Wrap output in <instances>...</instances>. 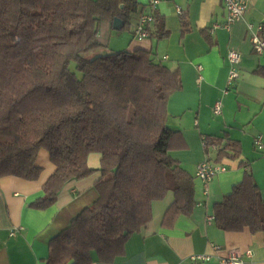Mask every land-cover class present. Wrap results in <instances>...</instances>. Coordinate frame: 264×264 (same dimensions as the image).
Returning <instances> with one entry per match:
<instances>
[{
  "label": "trees",
  "instance_id": "1",
  "mask_svg": "<svg viewBox=\"0 0 264 264\" xmlns=\"http://www.w3.org/2000/svg\"><path fill=\"white\" fill-rule=\"evenodd\" d=\"M145 11L137 0H0V179L37 180L36 157L45 150L55 172L28 205L42 211L66 183L88 177V157L99 156L98 198L49 241L43 264H110L151 221L152 203L173 195L162 218L166 229L196 207L195 177L169 155L186 147L167 126L180 73L141 49L84 57L108 47L115 19L125 32ZM148 14L157 21L153 10ZM252 74L264 78V67ZM203 150L214 151L215 164L241 154L227 135L206 137ZM213 222L223 232L264 233V202L252 174L214 205Z\"/></svg>",
  "mask_w": 264,
  "mask_h": 264
},
{
  "label": "crops",
  "instance_id": "2",
  "mask_svg": "<svg viewBox=\"0 0 264 264\" xmlns=\"http://www.w3.org/2000/svg\"><path fill=\"white\" fill-rule=\"evenodd\" d=\"M148 1L137 0L146 8L145 14L153 10L157 17L146 27L149 36L140 40L134 36L138 14L125 31L127 36L114 31L111 38L117 33L121 51L152 52L156 62L181 75V90L168 102L167 126L180 133L186 147L169 152L170 157L194 176L196 166L214 156V151L204 153L202 138L227 135L238 142L241 154L236 160L224 159L221 165L225 171L209 183L194 178L196 207L190 216L178 217L172 229L163 228L161 223L173 195L168 193L163 200L152 203L151 221L126 241L123 255L110 264H220L232 253L241 255L244 264H264V233L251 234L247 228L223 232L213 222L214 205L245 173L252 174L264 202V78L252 74L257 67H264V56L252 51L246 26H261L259 35L264 39V0H247L244 18L228 30L213 28L225 21L221 0H158L154 8L148 6ZM163 30L168 32L165 38L160 37ZM230 50L240 53V61L236 66L238 77L227 91L226 56ZM216 102L221 104L218 115L212 112ZM258 137L260 151L253 146ZM35 165L42 170L35 181L0 179V264H43L49 241L98 198L94 183L101 177L99 156L91 154L87 165L93 172L88 177L66 183L49 208H30L28 205L43 195L46 181L55 172L45 150L39 151ZM246 251L251 252V258L245 256ZM193 255L210 259L194 263L190 261Z\"/></svg>",
  "mask_w": 264,
  "mask_h": 264
},
{
  "label": "built area",
  "instance_id": "3",
  "mask_svg": "<svg viewBox=\"0 0 264 264\" xmlns=\"http://www.w3.org/2000/svg\"><path fill=\"white\" fill-rule=\"evenodd\" d=\"M226 17L225 21L221 24H215L213 28H223L228 30V28L235 24L236 22L242 20L248 11V1L247 0H221ZM158 4V0H149L148 6L154 8ZM178 14L181 15L180 9L176 10ZM153 23V16L151 14H141L138 18L137 25L134 30V36L137 39L147 38L149 36L146 27ZM247 31L249 33V41L252 47V51L258 56H264V39L259 35L262 32V27L258 26L253 28V26L248 23L246 24ZM226 59L229 64L228 77L226 81V90H230L234 84V81L238 77L236 66L240 61V53L235 50H230L227 53ZM212 112L214 115H218L221 112V104L219 102L214 103L212 107ZM202 147L205 145V138H202ZM253 146L256 150L260 151L262 149V144L260 138H256L253 141ZM225 167L221 164H215L211 159H205L203 162L196 166L194 177L201 181L203 184L209 183L218 174L223 173ZM211 220V218H209ZM245 256L251 258V252L246 251ZM209 256L204 255H193L190 257V261L197 262H208ZM220 264H244L241 255L232 253L227 258L221 259Z\"/></svg>",
  "mask_w": 264,
  "mask_h": 264
},
{
  "label": "rangeland",
  "instance_id": "4",
  "mask_svg": "<svg viewBox=\"0 0 264 264\" xmlns=\"http://www.w3.org/2000/svg\"><path fill=\"white\" fill-rule=\"evenodd\" d=\"M120 33V32H119ZM118 33V34H119ZM126 32H123L122 35L123 36H127L125 35ZM117 33L113 34V37L110 39V42H109V45L107 48H101V49H97V50H94V51H91V52H88L84 55V57L87 59V60H92L94 58H97V57H100L102 55H107V54H113V53H117V52H120L121 51V47L119 46L120 42L122 41H117V39L115 38ZM117 42V43H116ZM124 42V41H123ZM73 72L76 73V75L78 77H80V75L75 71V67L74 65L72 64L71 67Z\"/></svg>",
  "mask_w": 264,
  "mask_h": 264
},
{
  "label": "water",
  "instance_id": "5",
  "mask_svg": "<svg viewBox=\"0 0 264 264\" xmlns=\"http://www.w3.org/2000/svg\"><path fill=\"white\" fill-rule=\"evenodd\" d=\"M113 31H120L123 28V24L119 19H115L112 25Z\"/></svg>",
  "mask_w": 264,
  "mask_h": 264
}]
</instances>
